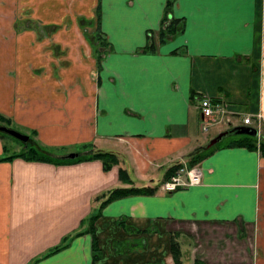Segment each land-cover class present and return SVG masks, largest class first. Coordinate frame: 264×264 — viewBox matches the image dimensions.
I'll return each mask as SVG.
<instances>
[{
  "label": "crops",
  "instance_id": "crops-1",
  "mask_svg": "<svg viewBox=\"0 0 264 264\" xmlns=\"http://www.w3.org/2000/svg\"><path fill=\"white\" fill-rule=\"evenodd\" d=\"M169 1L28 0L19 33L16 0H0V111L9 124L31 128L28 143L52 155L108 147L136 182L152 184L221 129L261 120L264 140V0ZM81 14L95 16L92 42L104 40L94 56ZM170 16L183 26L160 38ZM201 95L226 105L213 132L199 126ZM18 149L4 153L0 133V264H264L259 148L214 144L194 165L198 181L108 201L93 220L97 255L86 229L92 197L121 183L118 164L7 156Z\"/></svg>",
  "mask_w": 264,
  "mask_h": 264
},
{
  "label": "trees",
  "instance_id": "trees-1",
  "mask_svg": "<svg viewBox=\"0 0 264 264\" xmlns=\"http://www.w3.org/2000/svg\"><path fill=\"white\" fill-rule=\"evenodd\" d=\"M171 3V0L167 3V6H169ZM183 26L182 19L180 17H173L170 16L168 22L161 28L160 32V38H163L164 34L173 33L178 30H180ZM99 42H104V40L99 36L98 37ZM152 47V45L145 46V48ZM144 48V47H143ZM100 56H96L97 60ZM0 122H4L9 124L10 118L2 113L0 111ZM235 132V131H230ZM227 144L233 145V144H242L247 145L249 147L253 148H259L260 152L264 155V140L258 139L256 136H254L252 133H244L242 135L235 136L233 138H230L227 142ZM210 146H201L195 148L193 151L186 154L185 159H179L175 160L174 162L170 163L164 173V176L162 179L156 183H138L136 182L137 178L134 176L133 173H131L126 161L124 160V156L121 157L119 152H116L115 150H112L108 147H101L97 148L92 145V148L89 152L86 153H79L76 157L81 155L82 157H98L102 160L103 167L108 168L111 164L117 163L118 164V177L121 183L114 184L112 186H109L107 188H104L102 190L97 191L92 199L98 201V206L96 210L89 216V224L86 227L87 230H89L92 233V240L91 245L93 248V255H97L99 253V245L97 242V236L94 230L93 220L94 218L100 213V209L103 205H105L108 201L112 200L113 198L120 197L123 195H127L130 193H152L158 190V188L161 186V183L168 178L171 174L175 173L179 167H182L183 165L191 166L195 163L199 162L203 155L206 153V149ZM15 154H23L28 157H35L39 159H53V160H60L63 158V156L58 155H52L50 153H46L44 151H40L37 147H35L33 144L27 143L22 148L18 149L17 151L13 152V154H9L7 156H12ZM60 245H57L53 247L52 249H55L59 247ZM170 247L173 254V257L177 263L180 262V247L178 240L176 238V232L171 233L170 238Z\"/></svg>",
  "mask_w": 264,
  "mask_h": 264
},
{
  "label": "rangeland",
  "instance_id": "rangeland-1",
  "mask_svg": "<svg viewBox=\"0 0 264 264\" xmlns=\"http://www.w3.org/2000/svg\"><path fill=\"white\" fill-rule=\"evenodd\" d=\"M26 1H28V0H16V3H15V5H16V12H17V17H16V19H15V21H16V29L18 30V32L19 33H24L23 31H22V29L23 28H26V26H25V19L23 20V18L22 17H24V13H26L27 11V8H25V7H21V5H23V4H25L26 3ZM45 16V15H44ZM78 17V19L77 20H79V25H80V29H81V31H82V33H83V35L87 38V40H88V45L90 46V51H91V54L94 56V54L96 53V51H97V53L99 52L100 53V49L99 48H102L101 46V42L99 43V40H98V42H95V44H94V42H92V40H95V38H94V35L96 34V30H95V25H94V17L95 16H93V17H89V16H86L85 14H81V15H78L77 16ZM23 20V22L21 23V21ZM90 20H91V22H90ZM35 23V25H37V27H40L41 25H40V23H39V21L37 20V21H35L34 22ZM34 25V26H35ZM29 28H31V32H33L32 30H33V26H31V27H29ZM33 34H34V32H33ZM91 37V38H90ZM91 41V42H90ZM24 46H25V44H24ZM98 47V48H97ZM96 55V54H95ZM1 121V120H0ZM221 122H227V121H221ZM0 123H4V122H0ZM7 124V123H6ZM201 124H202V121H200V123H199V126H200V128H201ZM8 125H10V124H8ZM258 127H260V126H262V124H261V120H259V122H258ZM10 126H12V124L10 125ZM13 127H15V126H13ZM216 127H217V125H210L209 127H208V131L209 132H213L215 129H216ZM16 129H18V130H20V131H23L22 130V128H18V127H15ZM261 129H262V127H261ZM263 130H264V128H263ZM28 132H29V135H32L33 136V130H31V128H28ZM0 133L2 134V136H3V143H4V145H5V150L3 151L4 153H9V152H11V151H13V150H15V149H17V148H22L25 144H27L29 141L28 140H26V141H24V140H22V139H20L19 137H17V136H15V135H13V134H11V133H9V132H7V131H4V130H0ZM244 133H246V132H227V133H225L219 140H217L216 142H214V143H212V144H210L209 146H212V145H214V144H220V143H224V142H227L230 138H233V137H235V136H238V135H242V134H244ZM254 136H256L258 139H263L262 138V136H260V135H257V134H253ZM28 138H30V137H28ZM38 141V143L39 144H43L42 146H43V148H45V149H48V150H50V151H59V150H57L58 149V147L57 148H55L54 146H50V145H48V144H45L44 145V143H42V141L40 140H37ZM34 146L36 147L37 146V143L36 144H34ZM62 147V146H61ZM61 147H59V148H61ZM40 151H44L43 149H42V147H37ZM44 152H46V151H44ZM46 153H48V152H46ZM183 176H184V174H185V170L183 169V170H181V172H180ZM155 175H158V181H159V179H160V176L162 175V172L160 171L159 173H157L156 172V174ZM163 177V176H162ZM157 181V182H158Z\"/></svg>",
  "mask_w": 264,
  "mask_h": 264
},
{
  "label": "built area",
  "instance_id": "built-area-1",
  "mask_svg": "<svg viewBox=\"0 0 264 264\" xmlns=\"http://www.w3.org/2000/svg\"><path fill=\"white\" fill-rule=\"evenodd\" d=\"M199 108L202 114L201 127L203 129H207L212 122L216 121L217 115L220 117L227 110L223 101L215 99L210 95H202L199 98ZM258 115L260 114L258 113ZM243 120L248 122L250 120L249 114L244 115ZM186 173L187 178H183L180 171L172 174L170 178L163 183V187L173 188L176 183L185 184L199 180V170L196 167L187 168Z\"/></svg>",
  "mask_w": 264,
  "mask_h": 264
},
{
  "label": "water",
  "instance_id": "water-1",
  "mask_svg": "<svg viewBox=\"0 0 264 264\" xmlns=\"http://www.w3.org/2000/svg\"><path fill=\"white\" fill-rule=\"evenodd\" d=\"M0 130L7 131V132H9V133H11V134L19 137L20 139H22L24 141H26L28 139V137H29V134L27 132L20 131V130L16 129L15 127L10 126V125H8L6 123H0ZM230 131H235V132H248V133H252V134H257V128L255 126H253V125L245 124V123H242V124H234V125H232L230 127L221 129L218 132H216L202 146L205 147V146H208V145L216 142L225 133L230 132ZM77 154H78V151H76V150H70V151H68L66 153L61 154L60 156H63V157H73V156H76ZM175 186L178 187L179 186V183H176Z\"/></svg>",
  "mask_w": 264,
  "mask_h": 264
}]
</instances>
